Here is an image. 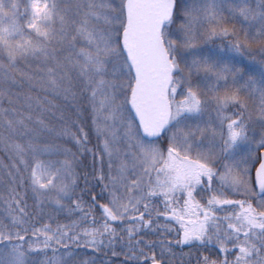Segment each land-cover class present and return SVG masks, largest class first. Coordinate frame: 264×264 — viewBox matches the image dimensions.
Returning <instances> with one entry per match:
<instances>
[{"label":"snow or ice","instance_id":"obj_1","mask_svg":"<svg viewBox=\"0 0 264 264\" xmlns=\"http://www.w3.org/2000/svg\"><path fill=\"white\" fill-rule=\"evenodd\" d=\"M0 154V264H264V0H0Z\"/></svg>","mask_w":264,"mask_h":264},{"label":"trees","instance_id":"obj_2","mask_svg":"<svg viewBox=\"0 0 264 264\" xmlns=\"http://www.w3.org/2000/svg\"><path fill=\"white\" fill-rule=\"evenodd\" d=\"M256 60H259V56L257 55L256 56ZM15 90V89H14ZM24 93H28V89L27 87H25L23 90H22V94H21V99L23 100V94ZM39 94L40 97H41V100L43 101L44 97H43V94L42 93H39V90L35 91V92H32L31 95H33L34 97ZM48 100H50L53 104H57V103H62V101H57V100H53L50 96L47 97ZM33 113L34 114H38L36 113V108H35V105H33V109H32ZM46 116H50V113H45ZM0 157H2V154H0Z\"/></svg>","mask_w":264,"mask_h":264}]
</instances>
